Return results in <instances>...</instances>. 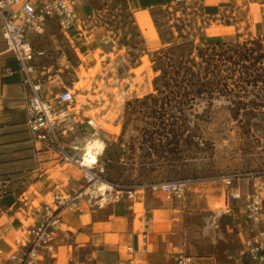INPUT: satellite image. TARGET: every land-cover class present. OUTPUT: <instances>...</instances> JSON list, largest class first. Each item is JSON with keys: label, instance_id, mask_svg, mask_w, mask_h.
Wrapping results in <instances>:
<instances>
[{"label": "rangeland", "instance_id": "obj_1", "mask_svg": "<svg viewBox=\"0 0 264 264\" xmlns=\"http://www.w3.org/2000/svg\"><path fill=\"white\" fill-rule=\"evenodd\" d=\"M205 3H217L218 13L209 14L202 0H175L138 14V23L124 6H110L111 51L101 56L97 51L94 67L56 77L46 87L67 83L76 99H89L76 120L90 117L100 128L74 127L64 139L69 145L78 138L77 160L95 132L104 142L95 165L104 167L102 178L114 189L100 203L131 204L139 227L147 199L170 205L159 185L187 180L185 197L172 203L178 251L195 257L214 253L233 264L242 249L246 195L264 188V105L249 104L259 100L257 92L232 61L245 42L264 35L247 29L249 7L259 6L264 16V0ZM236 22L240 40H205L208 25ZM185 65L194 72L186 73ZM52 164L49 178L64 184L69 174H83L76 162ZM84 183L83 189L92 187ZM117 191L123 196L117 198ZM230 193L239 196L233 199Z\"/></svg>", "mask_w": 264, "mask_h": 264}, {"label": "crops", "instance_id": "obj_2", "mask_svg": "<svg viewBox=\"0 0 264 264\" xmlns=\"http://www.w3.org/2000/svg\"><path fill=\"white\" fill-rule=\"evenodd\" d=\"M173 1L87 0L78 7L84 20L80 30L64 31L50 20L43 34H29L35 49L45 51L33 61L36 63L33 77L44 82L48 97L69 88L70 85L62 83L50 90L46 84L56 77L66 79L81 68L94 67L97 51L101 50L100 56L111 51L110 6L115 9L124 6L137 22L138 14L150 13ZM202 1L209 14L218 13L217 3ZM247 29L252 35L264 33V16L259 6L249 7ZM240 37L237 22L208 25L205 33V40L212 44L236 42ZM5 48L0 44V174L8 179L6 185L0 186V264L8 263L12 251H23L31 243L30 229L43 220V207L49 195L58 191L75 193L85 186L82 175L69 174L66 184L62 179L49 178L55 167L50 168V163L53 166L58 161L56 153L31 137L25 122V105L32 89L13 53ZM85 124L90 127L86 119L78 120L75 127L84 129ZM77 143L76 137L68 148L75 157ZM78 203L81 210L64 207L58 211L61 225L52 241L53 252L42 249L44 256L40 264H174L180 238L173 229V201L165 205L152 204L147 199L144 213L138 219L139 227L132 205L126 201L94 200V205H89L80 199ZM246 235L242 226L241 242ZM246 262V258L239 257L233 264ZM194 264L227 263L212 253L195 257Z\"/></svg>", "mask_w": 264, "mask_h": 264}, {"label": "built area", "instance_id": "obj_3", "mask_svg": "<svg viewBox=\"0 0 264 264\" xmlns=\"http://www.w3.org/2000/svg\"><path fill=\"white\" fill-rule=\"evenodd\" d=\"M87 0H0V44L5 50L13 53L25 74V81L31 86V94L25 105V122L34 142L41 143L46 149L56 153V159L64 162H76L74 155L68 152V142L64 136L73 131L76 117L88 104L89 99H76L71 88H63L52 97L46 96L44 82L35 80L36 57L45 54L44 50L35 49L29 34H43L48 22L54 20L60 29L69 31L72 28L81 29L84 20L80 16L78 7ZM1 53V50H0ZM77 109V110H76ZM86 122L93 128V119L86 117ZM96 163V162H95ZM79 167L83 171L86 183L104 181L102 165ZM227 183L231 178L225 179ZM7 179L0 174V186H4ZM114 189V185L109 183ZM190 182L187 180H172L159 185L166 200L179 201L185 197ZM109 189L107 192H110ZM116 192V197L123 195ZM231 198L239 194L230 193ZM84 199L89 205H94V198L82 189L75 193L53 192L51 200L45 202L44 217L36 226L30 229L31 243L23 251H12L7 264H40L44 253L53 252V239L56 230L61 225L58 211L64 207L78 209L79 200ZM231 208L227 207V211ZM243 228L247 235L242 242L240 258H246V264H264V188L256 187L247 193L244 205ZM195 256L177 252L174 264H194ZM92 264H103L95 262Z\"/></svg>", "mask_w": 264, "mask_h": 264}, {"label": "trees", "instance_id": "obj_4", "mask_svg": "<svg viewBox=\"0 0 264 264\" xmlns=\"http://www.w3.org/2000/svg\"><path fill=\"white\" fill-rule=\"evenodd\" d=\"M218 44V43H217ZM212 59V58H211ZM209 64L213 66L212 60ZM241 78L256 91L255 96L259 99L249 102L253 107L264 105V35L243 44V50L232 61ZM186 73H193L191 67L185 65ZM195 90V89H194ZM239 105L247 106L248 103L239 101ZM169 138V137H167Z\"/></svg>", "mask_w": 264, "mask_h": 264}, {"label": "bare ground", "instance_id": "obj_5", "mask_svg": "<svg viewBox=\"0 0 264 264\" xmlns=\"http://www.w3.org/2000/svg\"><path fill=\"white\" fill-rule=\"evenodd\" d=\"M93 123L95 125V128L98 130L100 128L99 122H95L93 120ZM96 134H97V132H95L90 138H88L87 142L84 145L82 144L83 146L80 148V150H82L81 158H79L77 160L78 165H80L82 167L91 166V164L97 162L99 154L103 153L102 151L104 149V142L99 137H96L95 136ZM78 146H80V145H78ZM111 187L112 186L108 182H105V181L96 182V183H92V187L90 186L86 189V193H90L92 197H93V195L95 197L100 196L99 201L103 202V201H105L107 191L109 189H112ZM210 206H211V204H210ZM218 206H219V204H218Z\"/></svg>", "mask_w": 264, "mask_h": 264}]
</instances>
